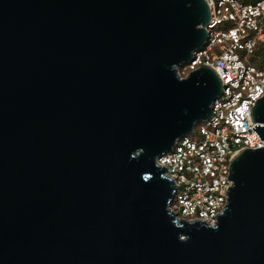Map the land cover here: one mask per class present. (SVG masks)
Returning <instances> with one entry per match:
<instances>
[{
  "label": "water",
  "instance_id": "1",
  "mask_svg": "<svg viewBox=\"0 0 264 264\" xmlns=\"http://www.w3.org/2000/svg\"><path fill=\"white\" fill-rule=\"evenodd\" d=\"M207 0H0V264H264V147L215 224L159 157L212 115ZM264 140V96L252 110Z\"/></svg>",
  "mask_w": 264,
  "mask_h": 264
},
{
  "label": "built area",
  "instance_id": "2",
  "mask_svg": "<svg viewBox=\"0 0 264 264\" xmlns=\"http://www.w3.org/2000/svg\"><path fill=\"white\" fill-rule=\"evenodd\" d=\"M207 1V41L179 72L186 76L208 65L221 79L222 92L211 117L179 138L158 164L177 185L171 208L182 218L215 224L228 203L232 159L246 148L264 147L252 115L264 96V0Z\"/></svg>",
  "mask_w": 264,
  "mask_h": 264
},
{
  "label": "trees",
  "instance_id": "3",
  "mask_svg": "<svg viewBox=\"0 0 264 264\" xmlns=\"http://www.w3.org/2000/svg\"><path fill=\"white\" fill-rule=\"evenodd\" d=\"M242 2H250V1H254V0H240Z\"/></svg>",
  "mask_w": 264,
  "mask_h": 264
}]
</instances>
